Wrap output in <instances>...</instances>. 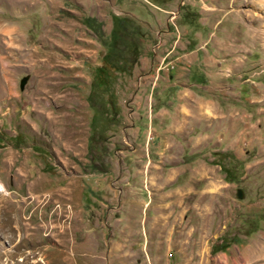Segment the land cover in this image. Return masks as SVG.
<instances>
[{
  "label": "rangeland",
  "instance_id": "obj_1",
  "mask_svg": "<svg viewBox=\"0 0 264 264\" xmlns=\"http://www.w3.org/2000/svg\"><path fill=\"white\" fill-rule=\"evenodd\" d=\"M263 169L264 0H0V264H247Z\"/></svg>",
  "mask_w": 264,
  "mask_h": 264
},
{
  "label": "crops",
  "instance_id": "obj_2",
  "mask_svg": "<svg viewBox=\"0 0 264 264\" xmlns=\"http://www.w3.org/2000/svg\"><path fill=\"white\" fill-rule=\"evenodd\" d=\"M263 174H264V169H263ZM262 186H263L262 189L264 191V181ZM246 237L250 238L249 241L247 242L248 244H251L254 247V249L253 252L249 253L246 256L245 262L247 264H256L257 262L264 260V220L262 221V224L259 227L254 228L249 233H247Z\"/></svg>",
  "mask_w": 264,
  "mask_h": 264
},
{
  "label": "trees",
  "instance_id": "obj_3",
  "mask_svg": "<svg viewBox=\"0 0 264 264\" xmlns=\"http://www.w3.org/2000/svg\"><path fill=\"white\" fill-rule=\"evenodd\" d=\"M89 22L91 23V20H85V22H84V25L86 26V27H88V28H91L92 29V26L89 24ZM99 28L100 27V25H96V28Z\"/></svg>",
  "mask_w": 264,
  "mask_h": 264
}]
</instances>
